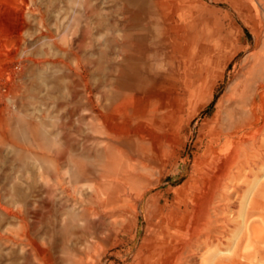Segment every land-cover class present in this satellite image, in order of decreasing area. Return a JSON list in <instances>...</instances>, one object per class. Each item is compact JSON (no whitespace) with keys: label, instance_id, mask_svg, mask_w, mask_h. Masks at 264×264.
I'll return each instance as SVG.
<instances>
[{"label":"rangeland","instance_id":"obj_1","mask_svg":"<svg viewBox=\"0 0 264 264\" xmlns=\"http://www.w3.org/2000/svg\"><path fill=\"white\" fill-rule=\"evenodd\" d=\"M92 4L103 30L91 18ZM254 6L260 9L255 0H0V264H65L71 251L89 264H137L181 230L184 203L198 195L210 139L238 73L263 53L264 19ZM132 21L139 25L137 50L165 30L169 40L180 34V49L169 41L161 65L128 64L125 26ZM129 88L137 96L134 109L118 127L130 138L122 156L129 162L112 155L121 166L100 178L106 158L90 144L103 136L90 107L98 97L114 105V96ZM66 151L72 168L100 170L90 179L102 194L75 195V220L84 224L69 231L78 235L92 224L95 249L70 248L75 239L64 225L73 197L62 195L60 208L53 205V190L61 187L48 179V164L64 182L71 165ZM246 172L227 212L224 241L205 248L196 264H264V167ZM253 202L259 209H251Z\"/></svg>","mask_w":264,"mask_h":264},{"label":"bare ground","instance_id":"obj_2","mask_svg":"<svg viewBox=\"0 0 264 264\" xmlns=\"http://www.w3.org/2000/svg\"><path fill=\"white\" fill-rule=\"evenodd\" d=\"M255 1L260 6V9L258 7V9H256V7L254 6L255 10H257L258 14H260V16L264 19V0ZM99 9L100 8L95 6V4H92L91 18L96 16L97 22H95L97 23L98 27L103 30V28H106V26L104 25V20L102 19V14L99 12ZM133 16L136 17V20L139 19V15H137L136 13H134ZM135 19L133 20L136 22ZM134 21L125 26L127 34L129 32L127 39L124 41V47H126L127 49L125 60L128 64L133 65L137 64V62L140 63L141 61H143L150 67L153 65L152 62L161 65V61L165 62L166 60L167 43L169 41H173L172 46H178L180 49L181 44L178 42L180 34L178 32H176L178 34L176 35V37H173L172 40H169L167 30H160L161 35L159 39L154 40L156 42H146V44L142 46L141 51L137 50L135 44L136 42L134 41L136 35L138 34L137 28L139 27V25H137ZM176 25L177 23L175 24V26ZM184 38L186 39V37ZM138 54H140L141 56H138ZM253 60L254 61H252L250 64L246 65L239 71L237 83L230 92V96L226 103V107L224 108L223 115L220 118L221 124L217 130V133L214 134L210 139L211 149L208 152V159L203 164V167L199 173L198 183L195 186V190L198 191V193L196 194L198 195H196L195 198L190 197L191 200L187 203H184V209L182 210L183 226L181 230L172 232L171 238H169V240L163 239L159 241L157 251H153L148 259H145L142 256L139 257L137 264H196L197 258L201 255V252L205 248L214 244H220L224 241V238L228 232V227L231 224V221H229L227 217V212H229L230 208H235V205L237 204L239 197L238 191L241 189L242 185L239 184L244 181L243 177L245 175L246 177L251 175L250 173H247L246 170L249 168L256 169L264 167V49L263 53H260ZM135 75L136 74L133 72H131L130 75L128 74L129 81L135 80ZM136 80L138 79L136 78ZM134 90V88H129L125 92L120 91L119 93H117L113 98V102H115L114 105H101V99L99 97L95 102L91 104L90 109L94 116V120L96 121L95 128L97 129V133L100 135V137H104H102L101 140L95 139V142L90 144L91 150L94 149L98 154L101 153L102 149L104 158H106L101 164L102 173L99 176L100 178H105V172L109 171V169L121 166V164L119 163L116 164L115 160L113 161L110 159L112 155L114 158H119V160H121V158L126 155L124 151V144L130 142V138L122 135L118 127L122 124H125L123 119L127 111L134 109L132 102L136 101L137 98L135 92H131ZM126 101H128L127 105L125 104ZM119 102H124V104L120 107L118 104ZM88 141L89 140H87V142ZM63 145L66 147L68 143L64 142ZM109 151H114V154L113 152L108 154ZM62 157L71 164L70 167H68V169H66V171L62 174L64 182L61 180L60 175L57 174L58 171H56L55 167V171H53V162L49 161L48 164V179L52 180L51 177L54 176L53 180H55L56 185L61 187V190H53V195H56L57 198V201L53 200L55 202L53 203V205L57 208H60L59 206L63 204L61 200L62 195L66 194L69 198L73 197L75 203H73L72 206L69 205L68 207H66V210L70 212H68L69 218H71L70 216H72V218L68 224L66 223L64 225V230H67L70 234V236H67H72L75 239L74 241L71 239V242L73 241V244L70 245V248L81 249L82 247H85L86 250H91L92 248L95 249L97 247L96 243L91 244L90 242V239L94 241L96 237V233L92 232L91 230L92 224L87 226V228L78 235L77 232L70 233L69 231H71L73 227L75 228V226H83L84 224V222H77V220H75V210L76 205L78 204L75 195H86L88 193H93L92 195L96 194L100 196L102 194L100 184L97 181H92V179H90V176L95 172V170H100L97 167H95L96 169H85L83 166H76V168H72L74 167L72 166V164H74V161L72 160L70 153L67 151L64 152V155ZM127 158H123V161L126 163L129 162ZM86 159L89 160V157H87ZM142 166L143 165H141V167ZM128 167L130 168V166ZM155 170L157 169L155 168ZM55 174L57 175L56 177ZM241 178L243 181L240 182ZM231 186H233V188L229 189V187ZM250 207L252 210L259 209V206L256 202H253ZM230 215L228 216L231 217ZM106 218L111 220L113 217L110 216V214H106ZM86 221L89 223V220ZM35 230L36 229L34 227V230L32 231ZM253 233L256 236L259 233V230L255 227L253 228ZM29 240L33 242L30 233L28 235V241ZM70 254L73 258L69 259V261H66L65 264H89L84 261V257H79V259H77V252L75 254L71 251ZM46 264H64V261L55 262L49 260V262H46Z\"/></svg>","mask_w":264,"mask_h":264}]
</instances>
